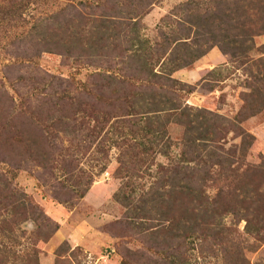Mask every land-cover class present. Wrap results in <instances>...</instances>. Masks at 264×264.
<instances>
[{
	"label": "trees",
	"instance_id": "1",
	"mask_svg": "<svg viewBox=\"0 0 264 264\" xmlns=\"http://www.w3.org/2000/svg\"><path fill=\"white\" fill-rule=\"evenodd\" d=\"M109 1L121 3L124 11L130 7L134 9L118 18H86L74 27L69 24L68 29L58 21L65 19V11L55 16V13L44 15L29 31L22 29L24 37L18 38V43L12 41L6 50L16 64L21 65L31 64L44 52L75 55L76 48L87 62L94 54L108 61L118 59V64L111 62L108 68L101 67V72L92 75L100 82V85L95 83V86L99 85L96 91L108 90L109 100L112 99L109 103L115 100L114 105H103L99 100L94 102L103 96L97 98L93 91L92 94L83 91L91 99L85 104H79V97L69 93L61 98L45 96L44 107L49 115L45 123L54 122L49 126L51 130L57 125L62 127L52 134L70 130L78 137L85 133L86 138L92 140L111 124L127 147L120 153L118 174L143 175L156 166L148 189L142 190L138 198L133 194L122 197L118 194L116 199L126 209L129 228L158 248L174 251L176 243L183 245L193 237L212 236L218 247L234 250L229 243V239L234 240L233 233L222 225L227 216L245 221L247 233L264 240V165L250 167L244 164L246 151L254 139L229 120L185 106L181 95L189 92L184 89L185 85L173 79L176 72L218 48L240 67L246 66L244 72L249 77L246 82L249 93L241 96L240 123L262 112L264 45L256 50L262 57L255 61L251 58V47L256 37L264 36V0H187L184 7L177 8L178 11L168 17L171 25L159 30L155 42L140 39L137 21H134L138 15L129 14L142 9L140 1L137 5L134 0ZM30 4V0H0V16L20 20ZM96 4L95 0H85L82 6L92 8ZM72 21L69 23L75 24V20ZM27 36L35 37L36 54L20 57L11 54V49L18 44L21 46ZM118 65L125 69H117ZM1 92L6 95L4 104L7 106L1 107L0 97V149L13 150L16 146L25 153L41 154L42 161L51 160V131H46L45 123L39 119L40 113L33 111L31 106L15 115V98L9 96L4 84L0 86ZM57 115L66 116L68 122L62 124L61 120H53ZM78 115L95 122V127L87 126L88 122L78 126ZM170 126L179 129V153L176 156L169 153ZM228 132H236L241 138L238 156L237 147L226 150L222 143ZM79 143L84 150V142ZM157 156L166 158L167 163H156ZM73 158L62 154L59 163L64 166L74 163ZM57 168L54 162L52 171ZM67 172L71 176L74 171ZM15 175L0 170V236L11 242L16 235L25 238L27 233L21 226L29 220L37 222L42 218L46 225L41 229L46 232L44 239L48 240L54 233V225L14 184ZM93 178L81 183V177L75 176L69 189L62 187L65 195L82 199L92 186ZM210 187L216 190L213 196L208 195ZM57 199L60 203L69 201ZM34 254L36 257L38 251ZM242 257L238 264L244 263Z\"/></svg>",
	"mask_w": 264,
	"mask_h": 264
},
{
	"label": "rangeland",
	"instance_id": "2",
	"mask_svg": "<svg viewBox=\"0 0 264 264\" xmlns=\"http://www.w3.org/2000/svg\"><path fill=\"white\" fill-rule=\"evenodd\" d=\"M95 1L98 4L94 7L85 8L82 6L85 0H30L31 4L22 19L15 18L13 21L11 18L0 16V86L4 84L9 96L15 98V115L32 106L33 111L40 113L41 122L45 123L49 116L47 108L44 107L47 96L61 98L69 93L70 96L79 97V104H85L91 99L85 96L83 91L91 94L93 91L97 98L103 96L94 99V102L99 100L103 105L115 104V100L109 103L112 99L109 100L108 90L96 91L100 82L94 80L92 75L101 72V67L108 68L111 62L118 64L116 58L108 61L107 58H98L94 54V57L89 59L91 61H88L91 62L90 65H87L85 56L76 48L75 55L44 52L31 64L21 65L16 64L14 57L6 53L12 41L18 43V38L24 37L25 31L22 29L28 28L29 31L34 22L44 15L55 13V16L58 12L65 11V19L59 18L58 21L68 29L69 24L74 27L86 18H118L134 9L130 7L124 11L121 3L114 4L109 0ZM134 1L136 5L140 1L142 9H136L134 13L129 14L138 15L134 20L137 21L138 35L140 39L150 42L158 39L161 28L171 25L168 17L187 3V0ZM72 20H75L73 26ZM93 33L96 34L95 28ZM201 34L204 36V32ZM101 35L100 31L99 36ZM27 38L21 46L18 44L15 49H11V54H17L19 57L36 54L35 37ZM253 44L251 58L255 61L262 57L256 50L264 45V36L256 37ZM78 45L82 48L81 44ZM121 67L118 65L117 69H125ZM245 69L246 66L240 67L229 55L214 48L190 67L176 72L173 79L185 85L184 89L189 92L188 95H181V102L185 106L206 110L229 120L254 139L252 146L246 151L244 164L256 167L264 165V110L240 123L241 96L243 93H249L246 83L249 77L244 72ZM118 72L117 70L116 73ZM124 72L129 73L128 70ZM95 83L99 85L95 86ZM5 96L1 92V107L7 106L4 104ZM118 96L121 97L119 91ZM53 102L56 103L55 100ZM77 118L78 126L84 122H88L86 125L90 127L96 125L82 115ZM56 119L61 120L62 124L68 122L66 116L57 115L53 120ZM53 123H45L46 131H51L52 136L49 145L52 161H42L41 154L25 153L16 146L13 150L0 149V161L7 163H0V170L16 174L14 184L54 225V233L48 240L44 239L46 232L41 229L46 225L42 218L37 222L29 220L21 226L27 233L25 238L16 235V239L11 242L5 236H0V264H238L242 256L244 263L241 264H264V240L256 238L254 234H248L246 222L236 221L232 216H227L222 221L224 228L233 233L231 237L234 240L229 239V243L234 250L229 251L218 247L212 236L193 237L183 245L176 243L174 251H171L160 249L144 236L135 234L127 225L126 209L116 196L133 194L138 198L142 190L148 189L152 181V171L156 166L143 175L131 176L123 172L118 174L119 156L127 147L126 141L119 137V133L113 130L111 124L103 133L90 140L86 138L85 133L79 134L78 137V134L70 130L52 134V131L62 130L60 125L51 130L49 126ZM169 128V153L176 156L179 153V129L174 126ZM237 136L236 132H228L225 142L222 143L226 150L237 147L238 156L241 138ZM79 141L84 142V150ZM62 154L73 156L74 163L65 166L62 162L59 163ZM54 162L58 168L52 171ZM156 163L166 164L167 160L157 156ZM11 168L13 169L10 170ZM67 170L74 172L70 176ZM75 176L81 177V183L87 182L89 178L91 180L94 176L92 186L79 200L65 195L62 188L65 186L69 189L75 182ZM215 193L214 187L208 189V195L213 196ZM58 197L69 201L60 203ZM35 250L38 251L36 257Z\"/></svg>",
	"mask_w": 264,
	"mask_h": 264
}]
</instances>
